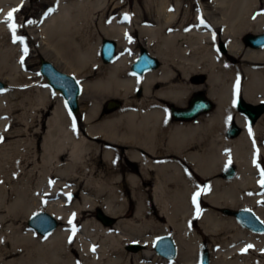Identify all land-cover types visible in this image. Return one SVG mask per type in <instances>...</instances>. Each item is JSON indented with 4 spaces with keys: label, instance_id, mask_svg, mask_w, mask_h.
Instances as JSON below:
<instances>
[{
    "label": "bare ground",
    "instance_id": "obj_1",
    "mask_svg": "<svg viewBox=\"0 0 264 264\" xmlns=\"http://www.w3.org/2000/svg\"><path fill=\"white\" fill-rule=\"evenodd\" d=\"M6 1L17 2L0 0V4ZM108 1L52 0L51 12L60 13L51 15L43 26L44 40L59 56L65 50L62 43H70L73 54L67 66L82 79L80 84L89 95L110 92L126 101L107 115L101 103L96 101L91 106L84 123L86 136L92 140L84 137L62 104L51 115L50 133L42 141L41 161L37 154L30 155L31 148L38 149L36 142H31L28 151L18 149L16 144H5L13 138L10 129L1 131L0 264H131L133 257L123 250L124 245L138 242L153 246L158 236L172 230L178 247L175 260H166L155 251L151 255L143 251L134 255L135 264L151 263L144 261L142 254L164 264H194V254L202 245L194 222L217 247L212 250V264H264V234L239 227L235 218L220 215L222 208L251 209L264 222V189L259 184L261 170L256 153L264 154L260 142L263 140L264 145V115L258 123L248 125L247 117L237 113L235 106L239 96L252 104L264 102V48L254 49L242 42L246 33L264 32V0H155L153 11L147 3L153 25H144L141 20L140 41L161 66L143 76L129 72L133 57L126 31L138 17L127 16L129 26L115 22L101 27L105 39L118 44L119 55L108 65L100 62L95 47L85 39L86 33L95 31V11L107 10ZM119 8L117 3L115 11ZM7 31L11 32L8 25L0 21V36ZM221 42L226 43L223 55L217 51ZM197 80H203V85H196ZM203 89L215 104L214 110L193 121H173L168 103L186 108L191 94ZM136 92L141 94L139 100L132 99ZM40 94L61 95L50 89ZM5 100V96L0 97V120L13 109ZM10 121H0V130L11 126ZM231 123L242 127L238 137L227 135ZM97 139L111 142L114 147H105L95 156L92 151L99 147ZM120 146L126 148L123 157L139 164L136 175L153 178L152 206L145 202L148 189L139 188L136 175L128 171L123 179L132 184L128 188L139 202L134 217L118 221L115 231H111L90 219L88 212L100 207L112 217L124 214L127 206L121 189L111 183V170L110 177L107 173H102L100 179L95 176V159L99 156L112 169L122 159ZM92 153L94 157L87 159ZM66 157L71 163L62 168ZM179 160L187 163L196 185L189 183L182 188L178 184V196L172 198L162 172L168 168L180 171ZM231 164L236 166L237 174L226 181L220 175ZM79 167L91 175L87 181L89 193L82 194L81 205L73 203V210L67 209V199L81 184ZM181 175L176 174L178 181ZM204 180L209 181L205 186ZM196 192L201 193L197 198L199 212L192 201ZM59 194L58 199H62L47 202ZM203 203L220 209V213L204 209ZM41 207L59 222L71 220L73 226L39 237L23 223ZM73 211L79 219L72 216ZM129 225L134 229L131 235L137 238L126 232Z\"/></svg>",
    "mask_w": 264,
    "mask_h": 264
},
{
    "label": "rangeland",
    "instance_id": "obj_2",
    "mask_svg": "<svg viewBox=\"0 0 264 264\" xmlns=\"http://www.w3.org/2000/svg\"><path fill=\"white\" fill-rule=\"evenodd\" d=\"M52 0H17V2H11V1H6L4 5L0 4V21L3 22L4 24H7L5 22V18L8 14L9 11H11L14 8H19V11L14 13V18L15 22L20 25H25L23 27H19L16 31L17 36L24 37V41L20 42L17 40L16 42L13 41V34L9 31L6 33L2 34L0 36V70L4 73L2 74L0 72V80L6 84V89L3 91H0V97L5 96L6 100L5 103L11 104L12 105V111L7 114L2 115V119L0 120L1 123L3 124L7 120L10 121L11 126H4L1 127V131L4 129H7L12 132L13 138H9L5 141V144H16L15 147L18 149H24V150H29L31 147V142H36L38 145V149H33L31 148L30 155L34 156L37 154L40 158H42V141L44 138L50 133V127H49V121L51 118L52 113L57 109V108H62L63 101L61 100L62 96H46L43 95L41 96L40 92L41 91H46L50 89L48 87V82L47 79L41 74L40 68H41V63L43 60H47L51 63H53L58 69L62 72L72 74L74 75L77 80L81 83V78L77 76L75 72L72 71L67 66V62L69 59H71L73 51L72 48H70L68 45L70 43L68 42H63L62 45L65 47V50L60 54L59 56L57 54V50L50 46L48 42L44 40L45 35H44V30L43 26L49 21L51 15H54L55 13H60L55 10V13L49 11L52 8H54L51 4ZM155 0H116L112 1L109 0L108 3L106 4L107 10L102 8L98 9L95 12L94 15V32L92 33H86L85 39L90 43V46L93 48L95 47L96 54L99 55L100 62L104 65L105 64L102 59H101V42L103 39L107 38L104 36L103 32L101 31V27H109L113 23H117L122 26H129V21L127 19V16H136L138 17L133 25L129 26V29L126 31L127 34H129V42H130V56H132V61L130 63V67L132 63L136 60L137 56L139 55L140 49L143 45V43L140 41V31H139V25L144 21V25L150 26L153 25L152 19L149 16V12L146 9V4L149 3L151 4V9L152 11L155 10V5H154ZM119 3L120 8L115 11L116 4ZM5 7V8H4ZM143 18V19H142ZM28 20H34L36 23L34 24H26V21ZM142 20V21H141ZM131 24V23H130ZM142 25V24H141ZM9 29V28H8ZM247 34H252L246 33L243 38ZM242 38V42H243ZM109 39V38H108ZM67 41V40H63ZM220 44H223L226 46L225 42H221L217 46V51L218 53L222 54L220 52ZM11 46V47H10ZM61 46V45H59ZM27 47V53L23 51V49ZM119 53H117L118 57ZM23 59V62L21 63V60ZM129 67V72L134 75L131 72V69ZM94 78V77H93ZM196 85L201 86L203 85V80L196 81ZM51 90V89H50ZM83 90V88H82ZM53 91V90H52ZM204 95L206 96V90L203 89L202 91H195L191 94V96L188 99L189 104L190 100L192 97L196 95ZM240 97V96H239ZM141 98V94L135 93L132 96V99L139 100ZM99 102L101 103L102 110H106V106L109 102H118L120 104H124L126 101V98H123L121 96H118L114 93L106 92L104 94L96 93V94H90L87 93L86 91L83 90L82 96L80 98V112L78 113L77 116H73L70 113H68V117L71 119V121L77 125V128H81L82 133L84 137L87 138L86 136V125L84 123L86 115H88L89 110L91 109V106ZM134 105L137 104V102L133 103ZM177 106L176 104H173ZM215 105V104H214ZM181 107V106H177ZM104 115H107V112H104ZM89 140H92L91 138H87ZM262 146L263 145V140H260ZM113 145L110 144L108 141H100L99 142V147L95 150L92 151L93 153H96L95 156L100 155L102 150L106 147H111ZM114 147V146H113ZM121 153H122V159L120 162L115 163V166H113L112 169L104 165L103 159L100 158L99 156L95 159L96 162V177L100 179L103 175L107 173V176L110 177V173L108 170H111V173H113V178L111 179V183L113 186H117L119 189H121L122 193V200L125 202V205L127 206L125 208L124 214L121 217H116L117 222L118 221H126L129 218L134 217L135 210H136V205L139 202V197H136L133 194V191H131V186L132 184L128 185L126 181H124V176L128 172L127 165L129 164L127 158L123 157L125 155L124 152V147H120ZM93 153L91 155H88L87 159H91L94 157ZM259 156L260 163H258V167L260 170H264V154H259V152H256ZM32 159V158H31ZM181 164V169L180 171H176L175 169L168 168L164 170L165 177H164V184L166 187L170 190V195L173 196L172 198H176L177 195V189H178V184L182 187L185 188L189 183L191 185L195 184V178L190 171L187 163L183 160H179ZM69 163H71V160H68V157L65 158L64 163H62V168H66ZM137 165H139L137 163ZM230 167L236 168L235 165L231 164L228 166L227 170ZM30 169V168H29ZM237 169V168H236ZM78 177L81 182V184L78 187L77 192L72 195V197L67 199V209H72L71 205L74 203L82 204V194L84 192L89 193L88 189V177L91 176L90 174H87L83 171V168L79 167L78 168ZM178 172H181V178L180 181H178L176 174ZM225 172L221 174V178L225 179ZM115 173V174H114ZM131 174H135V172L130 171ZM176 173L175 175H173ZM116 174L119 175V179L116 178ZM115 175V176H114ZM136 175V174H135ZM141 175V174H140ZM138 176L136 175L135 178L137 179L136 182L138 183V187L141 189H148L146 193V198L145 202L149 204L151 207V188L152 184L154 183V180L152 177H145V176ZM77 176V174H76ZM227 179L226 181H228ZM65 181V180H64ZM231 181V180H229ZM66 182V181H65ZM69 184H71L70 181H68ZM209 183V181L204 180L202 184L204 186ZM196 185V184H195ZM198 185V184H197ZM130 189H129V188ZM125 190H124V189ZM68 189V188H65ZM70 192H73L74 190H69ZM125 191V192H124ZM59 195L52 196L53 198H50V200H47V202L55 201V200H60L58 199ZM55 199V200H54ZM172 199L171 201H173ZM261 203L264 205V201H261ZM204 209H212L211 205L207 203H203ZM101 209L100 207H96L92 212H88L91 216L90 219L98 221L103 227L115 231L114 225L113 226H105L103 225L99 219L97 218V210ZM220 209H212L214 212H218ZM251 210V209H250ZM40 212H45L44 208H38L34 211L33 215L40 213ZM74 212V211H73ZM220 215L224 218H227L226 215L220 213ZM75 219H79V214L76 212L73 213L72 215ZM230 217V216H228ZM31 217L26 219V221L23 223L24 227L27 229H31L30 226L28 225V221ZM229 219V218H227ZM127 222V221H126ZM237 222V221H236ZM137 225L141 224V222H135ZM165 224V222H163ZM80 224V221L78 222ZM20 223L16 224V226L19 227ZM237 225L239 227H242L238 222ZM15 226V225H14ZM73 226L71 223H63L60 221L59 224V229H70ZM132 226V227H131ZM129 225V228H125L126 232H129V235L134 234L133 230V225ZM194 228L199 231L200 236L202 237V245L201 248L197 251V254H194V257L196 261L194 264H200L201 260V253L203 248H208L211 254V264H212V250L217 249L215 246V243L212 242V239L210 236L206 235L203 233L201 228H199L198 223L194 222L193 224ZM152 233V232H150ZM174 230L168 231L167 234L169 236H174ZM36 235H38L35 232ZM39 237H42L38 235ZM131 238H137V236H130ZM45 238V237H42ZM159 238V236H158ZM127 245L123 246V250L128 253L130 256L133 257L131 260V264H135L134 260V255L139 253L141 255V252L143 251L145 253H148L151 255L154 251L153 246H145L142 250L138 252H133L129 251L127 249ZM142 259L145 261H150L151 263L154 264H164L160 260L155 262L153 257H145L144 254H142ZM150 263V264H151Z\"/></svg>",
    "mask_w": 264,
    "mask_h": 264
},
{
    "label": "water",
    "instance_id": "obj_3",
    "mask_svg": "<svg viewBox=\"0 0 264 264\" xmlns=\"http://www.w3.org/2000/svg\"><path fill=\"white\" fill-rule=\"evenodd\" d=\"M246 45L254 49L264 48V32L262 34H248L243 38ZM226 47L221 44L220 51L225 52ZM118 44L111 39H104L101 42V58L106 64L116 60ZM161 63L148 48L142 46L137 60L131 65V71L138 76H143L148 72L159 69ZM41 74L47 79L48 86L53 91H58L64 101V106L68 112L77 115L80 111V97L82 96V86L77 78L71 74L60 71L53 63L43 60L40 68ZM6 89V84L0 80V91ZM237 102V101H236ZM238 108L250 118V123L255 124L264 113V104L259 106L248 103L245 99L238 100ZM121 104L110 102L109 109L119 108ZM213 109V102L204 95L194 96L187 108L172 106L171 116L177 121H193L198 116L210 112ZM238 129L233 126L229 137L238 136ZM236 169L230 168L225 174L227 179L236 177ZM264 179V177H262ZM222 213L233 217L243 227L256 234H264L263 220L252 210L222 208ZM97 218L105 226H113L117 223V218L107 215L102 209L97 210ZM60 222L48 212H40L29 219L28 225L40 236L46 237L59 228ZM144 246L134 242L127 246L129 251L138 252ZM154 251L166 260H175L178 256L177 244L172 236L163 235L154 244ZM200 264H211V254L208 248H203Z\"/></svg>",
    "mask_w": 264,
    "mask_h": 264
},
{
    "label": "snow or ice",
    "instance_id": "obj_4",
    "mask_svg": "<svg viewBox=\"0 0 264 264\" xmlns=\"http://www.w3.org/2000/svg\"><path fill=\"white\" fill-rule=\"evenodd\" d=\"M18 11H19V8H14V9H12L11 11H9L8 14H7V16H6V18H5V22L7 23L9 30H10V31L12 32V34H13V41L16 42L17 40H19L20 42H23V41H24V37H21V36H17V35H16V31H17V29H18L19 27H23V26H25V25L17 24V23L15 22L14 13H16V12H18ZM49 11H51V10H49ZM202 22H203V21H202ZM34 23H36V21H34V20H28V21H26V24H34ZM23 51H24L25 53H27V47H25V48L23 49ZM22 62H23V59L21 60V63H22ZM261 174H262V177H264V170H261ZM260 183H261V186L264 187V179H262V180L260 181ZM200 194H201L200 192H196V193L193 194V198H192L193 204L197 207V212H199V207H198V200H197V198H198V196H199ZM71 222H72V221L70 220L69 223H71ZM72 231H73V233H75L76 229L73 228ZM251 247H252V245H248V248H251ZM244 251H247V249H245Z\"/></svg>",
    "mask_w": 264,
    "mask_h": 264
},
{
    "label": "flooded vegetation",
    "instance_id": "obj_5",
    "mask_svg": "<svg viewBox=\"0 0 264 264\" xmlns=\"http://www.w3.org/2000/svg\"><path fill=\"white\" fill-rule=\"evenodd\" d=\"M239 98H241V97H239ZM264 102H261V103H256L255 105H257V106H259V105H261V104H263ZM168 108H170L171 106H173L172 104H169L168 103ZM215 108V107H214ZM116 110H118V109H109L108 108V105L106 106V110H103V114H104V112H107V114H111L112 112H114V111H116ZM236 111H237V113H239L240 115H242V116H246L247 118H246V122H247V124L248 125H250V118L247 116V115H245L242 111H240V109L238 108V105L236 106ZM264 115V113L262 114V116ZM261 116V117H262ZM261 117H260V119H261ZM260 119H258V121L260 120ZM173 121H175L174 119H173ZM258 121H257V123H258ZM235 123H231V125L229 126V128L227 129V135L229 136V134L231 133V131H232V128H233V125H234ZM236 129H238V131H239V133H238V136L239 135H241L242 134V132H243V129H242V127L239 125V124H237L236 123ZM237 136V137H238ZM98 141H102V140H100V139H97ZM110 144L111 145H113L111 142H110ZM120 147H124V146H120ZM125 148V147H124ZM122 150V149H121ZM126 151V149H124V152ZM126 153V152H125ZM171 159H173V158H171ZM166 160H168V159H166ZM128 162H129V164L127 165V170L128 171H133V172H136V173H138L139 172V169H140V166L139 165H137V162H132V161H129L128 160Z\"/></svg>",
    "mask_w": 264,
    "mask_h": 264
}]
</instances>
